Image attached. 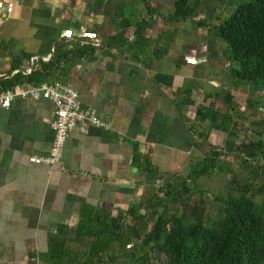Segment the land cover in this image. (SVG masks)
<instances>
[{
    "label": "crops",
    "instance_id": "obj_1",
    "mask_svg": "<svg viewBox=\"0 0 264 264\" xmlns=\"http://www.w3.org/2000/svg\"><path fill=\"white\" fill-rule=\"evenodd\" d=\"M87 1L0 0V80L25 77L56 57L48 79L74 87L109 123L71 129L58 163L33 162L51 148L54 103L17 97L0 108V264H51L53 248L84 249L73 238L80 219L151 209L159 188L185 175L196 150V107L223 91H204L210 59L223 65L209 32L186 47L185 36H174L175 24L185 22L140 5L145 21L134 22L143 37L133 43L130 25L126 41H115L122 22L94 13ZM186 89L193 103L181 106Z\"/></svg>",
    "mask_w": 264,
    "mask_h": 264
},
{
    "label": "trees",
    "instance_id": "obj_2",
    "mask_svg": "<svg viewBox=\"0 0 264 264\" xmlns=\"http://www.w3.org/2000/svg\"><path fill=\"white\" fill-rule=\"evenodd\" d=\"M208 1L221 0H174L168 17L183 23L197 17L202 10L208 9L211 15L215 9L214 6L209 9ZM138 4L145 6L146 12L151 15H155L159 9L151 6L148 0H114V3L112 0L87 1L94 13L109 16L111 23L122 22L120 33L110 36V39H127L130 34H125V31L134 25L133 43L138 42L144 34L142 24L134 22L141 17ZM196 24L209 27V33L225 43L221 51L223 65L228 67L232 80L264 87V0L241 1L228 17L217 24H210L206 17L197 20ZM55 60L56 57H53L48 62H40L25 77L17 73L9 79L0 80V89L23 84V78L29 84L48 79L53 75L51 69L55 67ZM221 92L222 95L216 94L215 101L220 100L228 111H233L236 104L234 96L226 90ZM184 94L179 104H192L191 90L186 89ZM226 118L231 119L229 113L226 112L225 117L219 116L213 104L196 107L195 122L190 124L195 134L196 150L210 143V130L223 125ZM245 141L230 144L229 151H235L238 155L247 153L242 155L244 162L248 157L264 161L263 142ZM208 147L202 160L195 162L187 176L173 179L171 184L159 188L161 194L156 196L151 209L143 214L130 208L117 217L107 214L99 220L97 217L80 219L73 238L79 243L84 242V249L53 248L48 251L51 264H106L107 260L110 264H264V179L256 188L248 179L239 187L238 179L232 178L231 191L235 194L231 192L222 199L215 197L219 204L214 216L205 213L203 198L189 205L190 184L202 175L217 169L224 170L221 159L224 149L213 144H208ZM258 167L260 176L264 177V164ZM259 174L255 170L252 177ZM170 203H180L184 211L180 215L175 212L169 214L166 208ZM128 245L131 246L129 250L126 248ZM150 256L156 259L161 256L163 261L150 262Z\"/></svg>",
    "mask_w": 264,
    "mask_h": 264
},
{
    "label": "rangeland",
    "instance_id": "obj_3",
    "mask_svg": "<svg viewBox=\"0 0 264 264\" xmlns=\"http://www.w3.org/2000/svg\"><path fill=\"white\" fill-rule=\"evenodd\" d=\"M148 1L159 8L156 10L158 15L165 14L173 9L174 0ZM241 1L244 0L208 1L207 5L209 9L214 6L213 9H215V11L210 15L208 9H206V11L202 10L197 17L185 21L181 26L175 24L174 36H185L186 47L194 45L198 36H203L209 32V27L198 26L196 24L197 20L206 17L210 24H217L221 19L228 17L234 7ZM112 3H114V0H112ZM137 6L139 8L140 4ZM200 7H202V4ZM181 27H185V31L180 30ZM188 29H193L192 33L187 31ZM191 37H193L194 40H192ZM218 41L223 48L225 43L221 40ZM209 64L210 67H208L206 75H211L213 77L210 80L207 78L204 91L214 92L215 90H226L232 92L234 94V102L236 103L234 105L235 109H233V111H228V108L220 100L216 104L215 102H212L213 107L218 109L219 116L225 117L226 112H228L231 119L226 118L223 125L211 129L208 137L210 143H206L205 148L203 147L202 149L194 150L193 153L189 155V158L187 157V160H185V175L182 178L187 176L189 171L194 168L195 162L202 160L209 148L208 144H213L217 148L224 149V153L221 154L224 170L217 169L207 175H202L196 178L195 183L192 182L193 184H190L191 196L189 199V205L197 201L199 198H203L205 200V213L214 216L216 215V206L219 204V201L216 200L215 197L222 199L232 192V178L238 179L239 187L242 186L243 181L246 179L251 180L252 185L256 188H258L263 182L264 177L260 176V168L258 167L260 164H264V161L261 158L252 160L247 156V161L244 162L242 155L247 153H241V155H238L235 151H229L228 148L232 143L241 144V142L245 140H261L264 145V87L260 85L254 86L251 83L234 81L228 76L227 66H218L212 59H210ZM209 73H213V75ZM224 79H226V81H224ZM219 81H221V83ZM215 85L216 87H214ZM219 93L222 95V92ZM208 126L210 127L209 124ZM205 149L206 152H204ZM255 170L259 175L253 178L252 172ZM232 193L235 194V192ZM160 210H162V208H160ZM166 210L169 214L175 212L177 215H180L184 211V207L180 203L175 205L170 203ZM138 242L140 241L138 240ZM114 247H117V249L119 248L118 245H114ZM126 248L129 250L131 246L128 245ZM162 258L163 257L160 256L156 259L154 256H150V262L153 260V263H159L163 261ZM108 263L110 264V261L107 260L106 264Z\"/></svg>",
    "mask_w": 264,
    "mask_h": 264
},
{
    "label": "built area",
    "instance_id": "obj_4",
    "mask_svg": "<svg viewBox=\"0 0 264 264\" xmlns=\"http://www.w3.org/2000/svg\"><path fill=\"white\" fill-rule=\"evenodd\" d=\"M228 64L227 62L226 65ZM17 97L48 99L55 106L50 124L54 132L51 148L47 156H31L30 160L33 162L58 163L59 151L65 143L68 132L73 128L87 133L89 126L109 127V123L101 119L92 106L82 103L74 87L60 80L45 79L38 84H18L12 88L0 89V108H9Z\"/></svg>",
    "mask_w": 264,
    "mask_h": 264
}]
</instances>
